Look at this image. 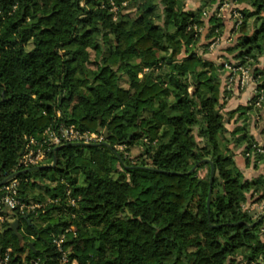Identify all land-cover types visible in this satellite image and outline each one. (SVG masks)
I'll return each mask as SVG.
<instances>
[{
    "label": "trees",
    "instance_id": "1",
    "mask_svg": "<svg viewBox=\"0 0 264 264\" xmlns=\"http://www.w3.org/2000/svg\"><path fill=\"white\" fill-rule=\"evenodd\" d=\"M186 1L0 0V179H17L20 202L41 205L14 211L22 244L0 234L13 264H58L53 238L70 227L63 248L74 244L78 264H264L263 221L247 208L264 200V175L246 179L235 160L243 149L258 168L264 145L249 123L227 126L249 113L264 125V99L227 111L224 63L235 61L206 56L230 37L237 10L223 51L237 52L264 96V0H202L196 10ZM61 125L108 133L45 147L41 164L21 166L29 140Z\"/></svg>",
    "mask_w": 264,
    "mask_h": 264
},
{
    "label": "built area",
    "instance_id": "2",
    "mask_svg": "<svg viewBox=\"0 0 264 264\" xmlns=\"http://www.w3.org/2000/svg\"><path fill=\"white\" fill-rule=\"evenodd\" d=\"M229 5H225L219 9L218 16L225 17V12ZM210 13L204 12L205 16ZM230 18L234 21L235 29L239 28L241 23V14L237 10L229 12ZM229 41V39H227ZM223 42L221 38H217L210 44L211 51H214ZM224 68L227 71L225 79V91L227 94L234 92L238 89L239 91H251L253 93L252 105L255 108L261 106L264 99L262 90H259L256 86V81L252 77L250 70L243 66H235L231 63L225 62ZM104 140L102 132H89L79 131L74 126L61 125L58 129L48 128L42 135L41 140L31 138L26 146L23 147V153L20 156L19 163L21 166L29 167L41 164L46 158V150L53 146H58L66 142H82V143H100ZM0 227L7 221H14L13 214L15 209H19L22 213L25 211H34L36 208H40V204L29 203L23 204L18 199L19 194V183L17 179H10L1 181L0 179ZM73 202V201H72ZM70 230L66 229L64 232L67 233ZM60 233L54 236L53 243L61 256L59 257L58 264H74L75 260H70L68 250L63 248V244L66 241V234ZM12 248L7 247L6 249L0 248V264H13L12 263ZM19 264V263H16ZM25 264H42L40 257L31 258ZM76 264V263H75Z\"/></svg>",
    "mask_w": 264,
    "mask_h": 264
},
{
    "label": "rangeland",
    "instance_id": "3",
    "mask_svg": "<svg viewBox=\"0 0 264 264\" xmlns=\"http://www.w3.org/2000/svg\"><path fill=\"white\" fill-rule=\"evenodd\" d=\"M201 2H202V0H187L186 2H185V8H186V10H196L197 8H199L200 6H201ZM225 4H223V6H224ZM222 6V7H223ZM221 7V8H222ZM215 8V6L214 7H212V8H204L203 10L207 13H212V12H214L213 11V9ZM221 8H220V10H221ZM128 12H132V10L131 9H128ZM205 19H206V21H208V17H205ZM231 20H232V18H230ZM207 27H209V25H207ZM224 27H225V29H224V35L227 33V34H229L230 35V37L228 38L229 39V41L230 40H232V38H234L235 36V32H237L236 31V29H235V27H233V25L232 24H228V28L226 29V26L224 25ZM253 30H254V18H250V19H248V21H247V24H246V28H245V31H246V33H251V32H253ZM207 30H205L204 32H203V36L201 37V39H202V41H204V42H206L207 40H208V38H206L205 39V37H206V35H207ZM231 36H233L232 38H231ZM228 40H227V38H225L224 37V43H227V44H230V42H229ZM228 47V46H227ZM217 50V49H216ZM227 50V49H226ZM226 57L228 58V59H232L233 60V62L235 63L234 65L236 66V65H238V63H239V58L236 56L237 55V52H234V53H229V52H227L226 53ZM206 56H207V58H209V59H215V58H213V55H212V53L210 52V53H208V54H206ZM224 58V57H223ZM215 60H217V59H215ZM218 61H225V59H218ZM226 62V61H225ZM232 62V63H233ZM233 65V64H232ZM250 73H251V71H250ZM251 75H252V73H251ZM256 81V80H255ZM124 85H125V87H127V83H124ZM224 89H225V87H224ZM242 92H245V90L243 91H239L238 89H236V90H234V92H232V93H229V94H227V98H228V96H230L231 98H229L228 99V101L230 100V99H232L233 97H235V95H239V94H241ZM251 92V91H250ZM224 94H226V91H224L223 92ZM252 96H253V93L251 92V99H252ZM250 114V113H249ZM258 114H259V112H258ZM250 116H252V115H249V117ZM226 118H227V116H226ZM236 119H235V121H238V120H241V121H243L244 123L243 124H247V123H249V125H250V130H251V133L253 134V135H255V137H256V139H258L260 142H259V144L261 143V144H263L264 145V125L262 124V119L261 118H256V119H254V124H252L253 123V121H252V119L250 120V119H248V115H243V116H236L235 117ZM231 119H229L228 120V125L229 124H231ZM242 124V125H243ZM253 126V127H252ZM229 128V127H228ZM230 129V128H229ZM119 149L121 150V151H124V149H123V147H119ZM241 150V154H242V150L243 149H240ZM237 152V151H236ZM127 153V152H126ZM139 153V149H138V147H131V149H130V156H136L137 154ZM242 156H243V154H242ZM253 160V159H252ZM244 164H246V161H245V163ZM247 165V164H246ZM246 167V166H245ZM261 167H264V163H262V164H260L259 165V167L258 168H255L254 166H253V164H251L250 166H248V168H251L253 171H256V170H258L259 168H261ZM243 172V171H242ZM262 174H260V175H257L256 177H253V178H250V179H254V178H257V177H259V176H261V175H264V169L262 170ZM244 173V172H243ZM201 174V176H204V174H205V172H201L200 173ZM256 174V173H255ZM245 175V174H244ZM246 177V176H245ZM246 179H248L247 177H246ZM31 193H32V195H37V194H39L40 193V190H38V189H35L33 192L31 191ZM41 207V206H40ZM248 209H250L251 211H253V213H254V215H255V218L257 219L258 218V221L257 222H261V221H263L262 222V225H261V233H262V240L264 241V200H262V201H260V202H257V203H252V204H250L248 207H247ZM70 229H73V227H70L68 230H70ZM74 244L72 243V245H71V247H69L68 248V253L69 254H71L72 253V246H73ZM75 263L76 264H78V262L75 260ZM74 263V264H75ZM242 264H244V263H242Z\"/></svg>",
    "mask_w": 264,
    "mask_h": 264
},
{
    "label": "crops",
    "instance_id": "4",
    "mask_svg": "<svg viewBox=\"0 0 264 264\" xmlns=\"http://www.w3.org/2000/svg\"><path fill=\"white\" fill-rule=\"evenodd\" d=\"M226 29H227V27H226ZM225 46H226L225 43H222L220 46H218L217 50H214L212 52L213 58H217V59L222 58V54L227 53V52L223 51ZM250 96H251V92L248 91V90L245 91V92H242L239 95H235V97H233L232 99H230L228 101V103L226 105L227 111H231V110L236 109L238 107V105H242V104L248 103L249 99L251 98ZM236 116H238V115H235L231 119V121H232L231 124L227 125L230 128V130L233 129L234 127L242 125L244 123L241 120L235 121V119H236L235 117ZM248 119H250V120L252 119V121H253L252 124H254L255 121H254V117L253 116L249 117V114H248ZM235 160H236V163H237L238 167L244 172L245 176L248 179L256 177L257 175H260V174L263 173L262 170L264 169V167H261L258 170L253 171L251 168H248V166L246 164H244L245 163V159L242 156L240 149L237 150V152H236ZM0 231H2V230H0Z\"/></svg>",
    "mask_w": 264,
    "mask_h": 264
},
{
    "label": "water",
    "instance_id": "5",
    "mask_svg": "<svg viewBox=\"0 0 264 264\" xmlns=\"http://www.w3.org/2000/svg\"><path fill=\"white\" fill-rule=\"evenodd\" d=\"M104 135L107 136V133L108 131L107 130H104ZM23 153V149L21 151V154ZM18 228H19V220H14L7 228L3 229L2 231H0V234H4L6 231L10 230L12 231L19 239L20 243L22 244L23 243V236L22 234L18 231ZM29 248L33 251V252H36V249H35V246H34V243H30L29 244ZM29 253V251L26 252L25 256H27Z\"/></svg>",
    "mask_w": 264,
    "mask_h": 264
},
{
    "label": "flooded vegetation",
    "instance_id": "6",
    "mask_svg": "<svg viewBox=\"0 0 264 264\" xmlns=\"http://www.w3.org/2000/svg\"><path fill=\"white\" fill-rule=\"evenodd\" d=\"M19 226H20V224H19Z\"/></svg>",
    "mask_w": 264,
    "mask_h": 264
}]
</instances>
